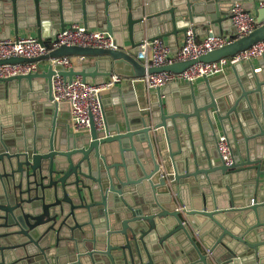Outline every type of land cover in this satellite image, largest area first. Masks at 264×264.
Instances as JSON below:
<instances>
[{
    "label": "water",
    "instance_id": "obj_1",
    "mask_svg": "<svg viewBox=\"0 0 264 264\" xmlns=\"http://www.w3.org/2000/svg\"><path fill=\"white\" fill-rule=\"evenodd\" d=\"M247 2L0 0V40L26 31L43 44L70 23L106 32L116 50L61 46L30 62L94 60L79 72L56 70L96 85L123 76L125 88L110 91L118 95L132 79L180 74L264 41V9ZM235 3L257 15L247 36L195 60L138 62L145 40L172 47L203 24L215 36L235 34ZM16 62L24 60L0 64ZM256 65L236 62L227 75L138 98L132 85L134 99L118 100L103 131L80 136L57 120L51 69L0 80V264H264V60ZM219 131L229 167L216 151Z\"/></svg>",
    "mask_w": 264,
    "mask_h": 264
},
{
    "label": "built area",
    "instance_id": "obj_2",
    "mask_svg": "<svg viewBox=\"0 0 264 264\" xmlns=\"http://www.w3.org/2000/svg\"><path fill=\"white\" fill-rule=\"evenodd\" d=\"M264 9V1L260 3ZM230 21L235 34L218 35L208 34L198 41L192 28L184 33L182 45L175 54H170L169 47L162 39L145 40L141 44L145 68H161L170 64L195 60L213 50L222 48L247 36L258 25L250 11L244 10L240 3H235L230 10ZM61 46L116 50L113 38L106 32L86 29L79 23H70L57 32L48 41L40 44L36 37L18 36L0 40V61L8 59L24 60L9 64H0V80H7L18 76H28L41 70L40 62H30L41 58ZM264 60V41L254 44L249 49L236 54L232 58L221 59L214 63H196L180 74L157 73L144 75L140 81L148 92H155L170 83L194 84L199 79H210L224 74L228 67L236 62L249 63ZM63 68V72L74 71L69 58H52L46 62V70L54 72L50 81V96L53 104L60 108L65 106L68 115L69 132L75 136L85 135L94 127L101 132L105 126V110L102 102V93L121 83L119 75L112 74L109 81L100 85L86 83L79 76L72 79L64 78L56 70ZM216 151L221 162L229 167L233 163L228 140L224 134H218ZM259 203H264V192ZM252 204L254 202L252 201Z\"/></svg>",
    "mask_w": 264,
    "mask_h": 264
},
{
    "label": "crops",
    "instance_id": "obj_3",
    "mask_svg": "<svg viewBox=\"0 0 264 264\" xmlns=\"http://www.w3.org/2000/svg\"><path fill=\"white\" fill-rule=\"evenodd\" d=\"M250 2H252V4H253L254 0H248L247 3H250ZM254 4L258 8H260V2H256V3L254 2ZM251 13L255 17V19H257V15L254 13V11H251ZM230 28L231 27H228L227 31H221L220 35H231L229 33V29ZM193 31H194L195 37H196V39L198 41H201L208 34L212 33V30H211V28H210V26L208 24H203L199 28L193 29ZM219 31H220V27H219ZM18 36H21V37H23V36L35 37V34L31 33V32L21 31L18 34ZM14 37H16V36H14L12 34L10 38H14ZM183 37H184V34L178 35L176 37V39H175V43L173 44L174 46H172V47L168 46V39L167 38H163L162 39V41L169 47L170 54H175L180 49V47L182 45ZM126 45H127V43H126ZM67 58L70 59V61L72 63V67H73L75 72L81 71L84 68V66L91 65L94 62V60L87 59V58H82V57H78V56H70V57H67ZM258 61H260V60H256V61L253 62V64L255 65V69H257L256 63ZM138 62L141 65L143 64L142 59L139 60ZM40 67H41V70H40L41 73L42 72H46V62H44V61L40 62ZM231 69H232L231 67H228L225 70L224 74H222V75H227V74L231 73V71H232ZM121 72H127V69L126 68H122ZM133 73H134V70H133ZM113 74H115V73H113ZM121 78H122L121 83L118 84L116 87H113L112 89H116V88L118 90L119 89H123L127 85V82L130 81L129 79H125L123 76H121ZM138 80H140V79H137V80L136 79H132L131 80L132 82L130 83V86L128 87V89H129L128 91L129 92L118 94V95H111L110 91L112 89H109L108 91H105V92L102 93V102H103V107H104V110H105V114L111 112V116H106V122L107 123H110L112 121V118H113L112 117V112H114L115 108L118 107L117 106L118 100L124 101L123 103H125V102H130V101H132L134 99L133 96H132V93L130 92L132 90V89L130 90L132 85H134L133 88L135 90V98H138L140 96V92H142V91L145 93V95H147V93H151V92L146 91V89L143 86V84L139 83ZM202 82H203V80L199 79L193 85H197V84H200ZM179 85H184V84L179 83ZM163 88H161V89H163ZM118 105H119V103H118ZM57 120H58V122H61L62 124L67 125V123H68V115H67V109H66L65 106H61L60 108H58ZM219 133L222 134L221 131H219ZM106 147L107 146H105V148L104 147L101 148L100 152H101L102 155H104V153L106 151ZM114 148L117 149L116 146H114ZM137 148L139 149V147H137Z\"/></svg>",
    "mask_w": 264,
    "mask_h": 264
}]
</instances>
